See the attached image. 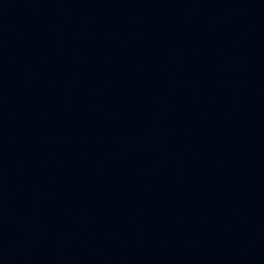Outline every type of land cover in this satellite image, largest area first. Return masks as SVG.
<instances>
[{"label":"water","instance_id":"95a60500","mask_svg":"<svg viewBox=\"0 0 264 264\" xmlns=\"http://www.w3.org/2000/svg\"><path fill=\"white\" fill-rule=\"evenodd\" d=\"M264 72V0H0V264H69Z\"/></svg>","mask_w":264,"mask_h":264}]
</instances>
